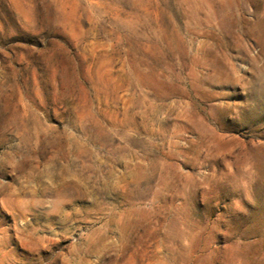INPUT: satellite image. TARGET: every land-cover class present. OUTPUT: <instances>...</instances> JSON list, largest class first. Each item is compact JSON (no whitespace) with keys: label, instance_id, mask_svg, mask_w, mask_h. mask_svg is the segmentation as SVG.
<instances>
[{"label":"rangeland","instance_id":"obj_1","mask_svg":"<svg viewBox=\"0 0 264 264\" xmlns=\"http://www.w3.org/2000/svg\"><path fill=\"white\" fill-rule=\"evenodd\" d=\"M0 264H264V0H0Z\"/></svg>","mask_w":264,"mask_h":264}]
</instances>
